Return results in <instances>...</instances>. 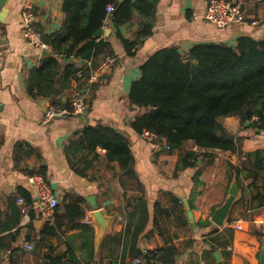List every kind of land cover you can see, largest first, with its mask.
Instances as JSON below:
<instances>
[{
  "label": "crops",
  "instance_id": "crops-1",
  "mask_svg": "<svg viewBox=\"0 0 264 264\" xmlns=\"http://www.w3.org/2000/svg\"><path fill=\"white\" fill-rule=\"evenodd\" d=\"M233 1L243 4L246 21L220 29L204 18L207 0H159L153 34L139 44L133 57L127 55L116 28L108 21L102 29L111 30V34L101 38L108 39L112 46L116 58L112 71L94 84H89L90 76L81 82L72 80L70 89L55 98L56 106H63L71 101L76 91H84L88 107L86 116L60 119L47 125L42 124V119L46 107L53 105L52 100L32 97L27 92L30 70L40 67L47 55L46 51L26 42L21 16L24 6L30 5L36 16V29L42 36H50L62 28L64 0L7 1L5 23L0 26V264H69L66 262L69 252L78 264H130L138 252L166 245L176 249L175 264H260L264 239L260 241L251 229L253 225L256 231L264 234V208L254 214L252 224L245 220L248 213L244 204H237L242 196L238 187V200L230 214L234 221L231 224L227 221L224 227L218 228L210 220L214 210L224 203L233 180L237 183L235 177L229 183L220 155L215 158V165L201 176L203 184L194 187L192 180L196 170H186L177 179L173 178L178 151L173 154L157 151L130 127V121L144 110L130 106L128 94L150 55L165 47H178L186 52L197 43L235 47L240 36L264 37V0ZM253 21L257 25H252ZM141 24L136 14L134 21L121 27L120 32L127 40L134 41ZM60 64L62 68L68 64L81 68L85 64L89 66L90 62L69 57L61 58ZM230 119L237 121L239 129L236 118H228L226 125ZM99 126L112 128L129 140L134 169L143 191L137 182L122 176L117 163L107 162L106 151L101 148L97 149V158L90 154L83 162L76 163L78 158L70 162L65 153L69 141L77 139L85 128ZM229 131L245 137V152L264 149V132L256 134L252 130L253 134L246 126L243 131ZM20 143L34 148L36 153L17 167L14 149ZM188 144L192 150H197ZM226 158L233 164L238 163L235 155L227 154ZM169 164L172 165L170 175L166 174ZM41 166L47 167L46 179L59 203L67 194L85 200V218L80 223L90 226L89 230L64 228L59 237L42 241V232L48 222L41 215L29 186L30 176L23 171L27 167L35 170ZM78 168L87 176L79 175ZM211 173L216 176L213 183L208 178ZM189 175L190 184H183L182 179ZM251 182L245 181L244 185ZM257 184L262 189V183L258 181ZM20 189L31 195L32 203L20 195ZM192 191L196 197L190 200ZM259 192L253 186L248 187V200H255ZM19 197L27 204L28 218L17 202ZM136 197L145 202L148 217L145 224L140 220L145 210ZM88 198H94L98 208L113 218L111 232L102 240L99 249L95 246L96 229ZM207 219L211 226H198V222ZM238 225L241 229H237ZM227 228H232L234 233ZM215 229L218 232L213 233ZM27 244L32 246L30 250ZM216 252L220 254L219 260L214 256Z\"/></svg>",
  "mask_w": 264,
  "mask_h": 264
},
{
  "label": "trees",
  "instance_id": "trees-1",
  "mask_svg": "<svg viewBox=\"0 0 264 264\" xmlns=\"http://www.w3.org/2000/svg\"><path fill=\"white\" fill-rule=\"evenodd\" d=\"M158 3L159 0H64L62 28L50 36H42L51 54L40 67L30 70L27 92L32 97L49 98L56 106L55 98L70 89L72 80L81 82L88 78L106 55H114L108 39L94 37L108 21L116 28L127 55L135 56L139 44L153 34ZM109 5L113 6L111 14L106 11ZM136 14L141 18L142 26L135 40L130 41L124 38L120 28L133 22ZM69 57L90 62V65L77 68L68 64L62 68L60 59ZM140 70L139 79L130 87L128 101L130 106L144 112L130 121V127L138 135L143 131L155 133L167 154L178 151L173 178L177 179L186 170H196L192 180L194 187L203 184L201 176L215 165V158L220 155L229 183L235 177L242 192L237 204H244L248 213L244 219L252 224L254 214L264 208V149L245 152V137L230 132L225 123L228 118H236L241 131L250 123L246 129L255 130L256 134L264 132V37L240 36L235 47L197 43L186 52H181L178 47H165L150 55ZM188 143L197 150L188 147ZM98 148L106 151L108 163H117L122 176L137 182L143 191L134 169L130 142L112 128H85L77 139L69 141L65 153L70 162L78 158L76 163H80L90 154L97 158ZM35 153L30 146L17 144L15 165L20 167ZM227 154L235 155L238 163L228 161ZM23 171L29 176L47 177L46 166L35 170L27 167ZM76 172L87 176L83 169L78 168ZM249 180L252 182L244 185ZM258 181L262 183V189ZM251 186L260 192L250 201L247 188ZM19 192L28 203L33 202L26 190ZM195 197L196 193L192 191L190 200ZM136 198L144 207L140 220L145 224L148 219L145 202ZM84 204L85 200L78 195H65L55 209L54 224L45 226L42 241L59 237L64 228L89 230L90 226L80 223L85 218ZM233 221L231 215L228 224ZM198 226L206 228L211 222L208 219L200 221ZM227 229L234 233L232 228ZM251 231L260 241L264 239V234L256 231L253 225ZM176 254L173 246L166 245L145 253L138 252L136 258L141 259V264H175ZM66 262L78 264L71 252L66 255Z\"/></svg>",
  "mask_w": 264,
  "mask_h": 264
},
{
  "label": "built area",
  "instance_id": "built-area-1",
  "mask_svg": "<svg viewBox=\"0 0 264 264\" xmlns=\"http://www.w3.org/2000/svg\"><path fill=\"white\" fill-rule=\"evenodd\" d=\"M259 2L261 0H258ZM108 14L113 12V6L109 5L106 9ZM22 23L24 25V38L26 42L32 46L40 48L43 51H50V47L44 43L41 33L36 29V16L30 5L24 6L22 10ZM204 18L207 22L215 25L217 28L223 29L232 25L243 24L246 21V12L241 2L233 0H207ZM252 25H257L253 21ZM116 58L114 55H106L103 58L99 68L90 74L88 79L89 84L99 82L100 78L109 74ZM86 93L84 91H76L71 101L63 106L48 105L43 115L42 124L47 125L53 121L66 118H83L87 114ZM141 139L149 144L160 143V138L152 132L143 131L140 135ZM29 186L33 195L36 198L37 206L43 215L44 219L49 223H54V211L60 204L53 189L48 184L47 179L42 175H33L29 178ZM18 204L22 207V213L27 217L26 202L24 198L19 197ZM237 229H241L238 225ZM27 249L32 246L27 244ZM142 261L136 258L130 264H141Z\"/></svg>",
  "mask_w": 264,
  "mask_h": 264
},
{
  "label": "water",
  "instance_id": "water-1",
  "mask_svg": "<svg viewBox=\"0 0 264 264\" xmlns=\"http://www.w3.org/2000/svg\"><path fill=\"white\" fill-rule=\"evenodd\" d=\"M7 1L8 0H0V26L5 23L4 16L7 13ZM124 0H120L122 2ZM111 34V30H103L100 29L95 33V38L105 37L108 38ZM47 56L50 55L49 52L45 53ZM250 123L246 124L248 127ZM177 192V191H176ZM239 189L235 180H233V184L226 196L224 203L214 210L210 220L214 223L218 228H222L225 226L228 218L232 212L233 207L235 206L238 200ZM88 202L92 208L91 217L92 223L96 229L95 235V246L99 249L102 240L109 235L111 232V227L113 223V218L106 215L104 209H99L94 198H88ZM184 204H188L187 199H183ZM215 258L219 260L220 254L216 252L214 254ZM260 264H264V248L261 251L260 255Z\"/></svg>",
  "mask_w": 264,
  "mask_h": 264
},
{
  "label": "rangeland",
  "instance_id": "rangeland-1",
  "mask_svg": "<svg viewBox=\"0 0 264 264\" xmlns=\"http://www.w3.org/2000/svg\"><path fill=\"white\" fill-rule=\"evenodd\" d=\"M226 124V123H225ZM227 127L229 128V129H235V130H240L241 131V127H240V125H239V129H238V124H237V121L235 122V121H233V120H228L227 121ZM243 131V130H242ZM251 133H253L254 134V132L251 130L250 131ZM152 146H154L155 147V149L157 150V151H161L162 152V150H163V147H162V144L161 143H156V144H151ZM188 147H190V145L188 144ZM168 166V165H167ZM167 171L168 172H166V174L168 173L169 175L170 174H172V165H170L169 164V168L167 169ZM214 172V171H213ZM190 175L189 176H187V177H185V178H183L182 179V183L183 184H190ZM165 178H167L166 179V182H168L167 180L169 179L166 175H165ZM208 178L210 179L209 181L211 182V183H213L215 180H216V176H212V173L211 174H209L208 175ZM172 179V178H171Z\"/></svg>",
  "mask_w": 264,
  "mask_h": 264
}]
</instances>
